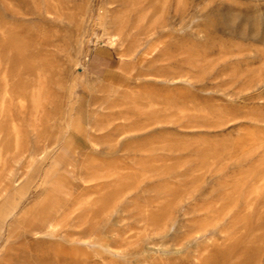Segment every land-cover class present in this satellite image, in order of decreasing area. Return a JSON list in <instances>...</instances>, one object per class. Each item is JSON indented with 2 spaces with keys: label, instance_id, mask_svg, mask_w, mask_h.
Returning <instances> with one entry per match:
<instances>
[{
  "label": "rangeland",
  "instance_id": "1",
  "mask_svg": "<svg viewBox=\"0 0 264 264\" xmlns=\"http://www.w3.org/2000/svg\"><path fill=\"white\" fill-rule=\"evenodd\" d=\"M0 264H264V0H0Z\"/></svg>",
  "mask_w": 264,
  "mask_h": 264
},
{
  "label": "crops",
  "instance_id": "2",
  "mask_svg": "<svg viewBox=\"0 0 264 264\" xmlns=\"http://www.w3.org/2000/svg\"><path fill=\"white\" fill-rule=\"evenodd\" d=\"M127 68V61L116 54L108 53L105 49L95 50L87 61L89 72L113 85H123L128 74Z\"/></svg>",
  "mask_w": 264,
  "mask_h": 264
}]
</instances>
